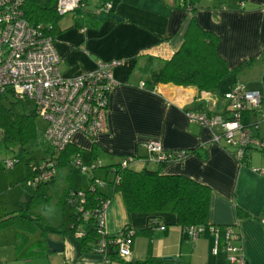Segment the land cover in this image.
I'll list each match as a JSON object with an SVG mask.
<instances>
[{
    "label": "crops",
    "instance_id": "0c3cea01",
    "mask_svg": "<svg viewBox=\"0 0 264 264\" xmlns=\"http://www.w3.org/2000/svg\"><path fill=\"white\" fill-rule=\"evenodd\" d=\"M181 3L182 0H110L109 10H99L98 0L93 8L81 4L78 17L59 23L63 30L54 36V47L64 76L89 72L98 60L120 61L112 69L115 84L108 97L106 130L92 139L77 132L71 145L80 149L85 163L95 146L92 159L100 166L94 175L100 178L106 175L105 166L118 163L124 155L146 156V144L151 140L160 141L165 150L195 149L181 159L169 161L161 173L183 175L207 185L211 192L208 224L227 225L239 234L238 239L229 240V251L225 245H218L211 227L190 240L174 213L128 212L122 195L115 192L104 212L108 233H117L125 225L143 228L149 218L159 223L151 231L133 236L131 259L151 254L162 259L172 257L163 260L164 264H183L181 260L188 264H228L230 253L242 255L246 264H264V173L258 171L264 166V156L249 150L244 163H240L224 140L220 145L214 143L208 128L187 119L186 109L221 108L220 96L171 83L154 88L145 83L141 87L144 81L136 71L143 55L169 58L183 43L194 16L202 29L217 35L219 55L229 69H236L225 79L228 87L224 91L241 82L247 88L260 90L264 99V0H202L203 6L192 16ZM143 166L155 169L157 164H132L134 169ZM73 174L69 176L70 183L74 181ZM86 179L88 186L87 175ZM103 191L109 194L107 187ZM36 239L28 240L19 249L13 246L7 252L10 256H2L3 261L0 257L1 264H104L100 255L82 252L78 239L71 235L49 236L63 244L59 252L25 255Z\"/></svg>",
    "mask_w": 264,
    "mask_h": 264
},
{
    "label": "trees",
    "instance_id": "16d2710c",
    "mask_svg": "<svg viewBox=\"0 0 264 264\" xmlns=\"http://www.w3.org/2000/svg\"><path fill=\"white\" fill-rule=\"evenodd\" d=\"M57 1L23 0L20 7L21 13L29 24L34 27L41 25L43 30L54 37L63 30L59 24L63 15L57 12ZM99 2L101 7L110 0H99ZM201 2L202 0H182L181 7L192 16L198 8L203 6ZM80 3L86 4L85 0H81ZM217 42V35L202 29L192 16L184 34L183 43L169 58L143 55V60L136 71L144 84L147 83L152 88L159 84L171 83L181 87H195L198 92L210 91L222 97L224 93L220 92L221 82L234 74L236 69L228 68L217 51ZM27 103L11 95L0 96V140L5 145L16 144L22 153L30 152L29 146L33 142L42 147L44 155L41 159L28 158L27 160L26 180L32 179L41 172L42 162L52 157L56 170L59 166L66 165L71 176L74 169L73 159L79 155L80 149L70 143L62 151H54L37 127L35 120L38 116L34 106L30 108ZM94 150L95 146L90 151L89 162L93 161ZM193 151L196 150H184L183 155ZM166 153V159L156 161L149 159V153L144 157L124 155L118 163L105 166V177L95 176V169L86 174L89 181L86 188H75L70 183L59 198L60 222L55 228H46L40 216L31 212L28 216L24 213V208L0 217V227L13 224L29 232L38 231V238L25 251L27 256H41L47 253L49 249L45 240L47 241L50 235L55 234L75 236L82 252L90 251L100 255L101 261V254L104 252L107 260L104 264L112 262L164 264L162 258L151 254H147L142 259H124L118 255L116 233L103 231L98 212L109 203L111 194L119 192L128 212L174 213L177 224L187 233L188 239L192 240L191 235L188 234L190 229H195L200 236L202 234L198 231L200 227H213L218 233V245H225L228 241L224 239V231L228 226L209 225L207 222L211 193L209 187L183 175L162 174L161 170L165 164L178 159V150H166ZM246 156L241 163H244ZM124 160L127 161L126 165H122ZM135 161L153 162L157 164V167L150 169L143 166L140 169H134L132 164ZM108 175L111 177L108 178ZM95 178L101 179L104 185L101 187L95 184ZM54 182L55 175L51 179L38 182L35 185L36 192L42 193ZM104 187H107L109 194L103 191ZM33 197L36 196L33 195ZM43 197L47 198L45 193ZM158 224L155 218H149L143 228L137 229L125 225L122 232L129 229L133 231L130 236L131 245L134 235L149 232ZM78 232H81L80 236L77 235ZM27 241V235H24L17 240L16 248L23 247ZM101 241L105 242L102 252L99 251ZM181 263L188 264L183 260Z\"/></svg>",
    "mask_w": 264,
    "mask_h": 264
},
{
    "label": "built area",
    "instance_id": "2783aa9c",
    "mask_svg": "<svg viewBox=\"0 0 264 264\" xmlns=\"http://www.w3.org/2000/svg\"><path fill=\"white\" fill-rule=\"evenodd\" d=\"M23 0H0V96L11 95L16 99L33 102L37 116L46 123L43 137L56 152L62 151L72 142V137L79 132L92 139L96 134L106 130L108 97L114 86L112 69L119 60H98L95 69L76 76H64L60 70V57L54 47V37L42 29L28 23L21 13ZM81 0H58V14L78 8ZM110 2L103 4L99 10H109ZM141 87L144 82L140 83ZM223 106L217 109H186L187 119L201 127L208 128L212 141L216 144L224 140L230 147L231 155L240 163L249 150H258L264 156V99L258 89L247 88L236 82L220 97ZM246 114V117H245ZM151 161L166 159V150L160 141L151 140L146 144ZM175 155V154H174ZM178 151V159L183 157ZM247 157V156H246ZM53 158V157H52ZM42 162V171L36 174L30 183L37 184L56 175L54 158ZM18 160L5 161L6 167H12ZM74 166L81 173L88 174L99 166V162L85 163L80 155L73 159ZM124 160L122 165H126ZM264 173V166L258 169ZM95 184L103 186L104 182L94 179ZM108 204L98 212L99 223L105 230L104 212ZM217 239L218 233L215 228ZM205 228H199L203 233ZM107 232V231H106ZM133 231L116 233L118 255L124 259L131 256L130 236ZM188 234L192 239L198 237L195 229ZM78 236L81 232H78ZM239 234L231 227H226L224 239L227 251L229 240L238 239ZM102 252L105 242H100ZM102 262L106 263L104 252ZM228 264H246L240 254H228Z\"/></svg>",
    "mask_w": 264,
    "mask_h": 264
},
{
    "label": "rangeland",
    "instance_id": "374dc122",
    "mask_svg": "<svg viewBox=\"0 0 264 264\" xmlns=\"http://www.w3.org/2000/svg\"><path fill=\"white\" fill-rule=\"evenodd\" d=\"M178 1V0H176ZM90 8L96 7L98 0H85ZM99 8V7H98ZM79 15V8L65 13L60 22ZM228 87V81L224 80L221 83L220 89L224 93V89ZM30 108L33 107V102L27 101ZM36 124L39 131L43 134L46 130V123L41 117H36ZM264 128V125H262ZM30 152L22 153L16 144L5 145L0 140V217L6 213H15L21 208H24V213L29 216V213L36 214L44 220L46 228L57 227L60 222V208L58 206L59 198L64 189L70 184L69 168L66 165H61L56 170V181L43 190L47 198H44V193L36 192V186L26 180L27 176V160L28 158L41 159L44 155L42 147L35 142L31 143ZM255 155L261 157L258 150H253ZM11 158H16L18 161L12 167H6L5 161ZM82 158V157H81ZM85 159V158H84ZM74 179L72 186L75 188H84L87 186L86 174L81 173L77 166L73 169ZM35 195L36 197H33ZM40 223V222H38ZM27 235V240L31 241L38 237L39 233L35 231H26L20 227L9 224L0 227V257L10 256L8 250L16 249L18 239ZM2 257V261H3ZM11 262L16 263L11 258ZM1 261V259H0ZM1 264V262H0ZM22 264V263H17Z\"/></svg>",
    "mask_w": 264,
    "mask_h": 264
},
{
    "label": "water",
    "instance_id": "95a60500",
    "mask_svg": "<svg viewBox=\"0 0 264 264\" xmlns=\"http://www.w3.org/2000/svg\"><path fill=\"white\" fill-rule=\"evenodd\" d=\"M47 248L50 251L59 252L63 249V244L61 242L53 241L51 239H47L46 241ZM172 257H163V260L165 259H171Z\"/></svg>",
    "mask_w": 264,
    "mask_h": 264
}]
</instances>
